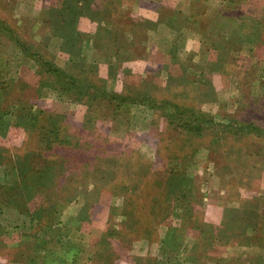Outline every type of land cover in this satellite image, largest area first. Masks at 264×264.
<instances>
[{"label":"rangeland","instance_id":"374dc122","mask_svg":"<svg viewBox=\"0 0 264 264\" xmlns=\"http://www.w3.org/2000/svg\"><path fill=\"white\" fill-rule=\"evenodd\" d=\"M190 1V16L166 10L174 26L191 22L185 33L172 31L176 50L153 52L142 61L129 48L126 35L131 34L113 31L121 21L129 31H140L135 43L151 44L153 35L140 36L151 23L148 18L116 11L117 4L125 7L129 0H0V18L14 26L35 55L13 43L2 47L0 40V69L14 83L8 92L50 113L70 140L45 153L58 172L52 187L26 200L14 189L10 202H30L32 208L55 203L61 223L70 216L85 217L80 229L67 236L80 246L76 264H98V251L104 258L111 254L112 264H157L167 256L181 264H210V258L230 252L234 244L235 236H227L226 229L242 230L240 221L256 211L258 222L264 219L263 138L227 134L219 139L212 130L188 133L140 104H124L127 109L117 113L115 101L99 100L93 89L134 97L150 83L161 91L159 97L264 126V0ZM101 12L113 14L104 32ZM199 29L206 31L205 46L199 53L191 50L193 44L191 52L181 51L185 34L197 36ZM225 39L231 40L228 46ZM100 49L108 53L105 66L99 64ZM35 58L50 62L62 75L44 71L47 64L38 74ZM70 76L83 89L78 96L70 92ZM26 131L14 124L0 135L8 162L0 165L1 199V186L16 184L14 157L32 149ZM0 219L10 231H30L16 211H5ZM7 244L0 241V246ZM193 245L196 251L187 255ZM4 249L0 263L6 260Z\"/></svg>","mask_w":264,"mask_h":264},{"label":"trees","instance_id":"16d2710c","mask_svg":"<svg viewBox=\"0 0 264 264\" xmlns=\"http://www.w3.org/2000/svg\"><path fill=\"white\" fill-rule=\"evenodd\" d=\"M0 36L5 37L4 39H0L2 41V47L6 45L9 48L13 43L17 45L23 53L31 57L35 56L34 52H28L30 43L25 40L21 41L15 32L14 26L8 24V22L1 18ZM224 42L228 46L231 40L225 39ZM35 59L40 65V67L37 68L38 74L41 73L43 64H47L48 67L45 68L44 71L62 75L61 70L54 68L50 62L45 61V63H43L38 58ZM1 63L3 64L4 62ZM4 64L9 65V61L5 59ZM4 74V70L0 69V135L5 136L8 127L15 124L16 126L23 125L27 130V135L33 139L28 140L29 137L26 136L28 137L26 138L28 140H26L27 145H29V142H32V149H29L22 157L18 155L17 157L15 156L14 159L16 161L11 163L13 166L11 168L15 170L17 175L15 178L16 184L8 188L6 186H1L3 188L1 190L3 198L1 199L0 197V214L8 210L16 211L24 217L22 225L25 223L28 224V229L30 230L20 234L22 241L17 244L16 254H14L15 257L13 258L21 260L24 264H74L78 258L80 246L67 236L70 231L80 229L77 225L80 221L86 220L85 217L74 215L68 217L66 221L61 223L56 215L58 214V210H56L55 203L49 206H42L41 204H43V202L32 208L31 204H29L30 202H10V192L14 189L19 190L22 194L21 199L26 200L30 196H34V194L41 193L43 189L52 187L51 184L54 182L58 172L55 161L48 160L45 153L55 148L56 145L68 144L70 140H68V137L63 138L59 124L54 121L50 113L28 104V102L19 99V96L16 97L14 95L16 98H11V93L8 92V89H11L14 83L11 84L13 82L12 79L6 81L3 77ZM70 77H72L71 86L73 87L70 88V92L72 91L71 93L78 96L83 92V89L81 90V86H78V80L75 76ZM151 86L152 84L150 83L145 85L141 90L133 94L134 97L131 95H119L116 92L99 90L95 87L93 89L98 93L96 97H98L99 100L103 101L109 99L115 101L116 106L113 109L115 112L121 108L127 109L124 104H140L154 111L159 118L165 119L167 125L176 126L178 129H182L188 133L201 135L212 130L219 139L227 134L240 137L253 134L255 137L264 139V126H259L250 120L243 121L241 119H234L232 116L227 118L218 114H210L208 112L196 110L194 107H187L186 105L178 103L172 96H157L156 92L161 91ZM5 152H7V150L0 147V165L8 163L3 161ZM5 159H7V157ZM33 161L39 162L40 165H35ZM191 212L192 211H190V213ZM258 212L259 211H256L248 220L240 221L244 227L242 230L239 228L236 230L237 227H229L226 229V233L228 231L227 236H231L232 238L242 235L248 230L252 233L250 236L252 241H257L258 244L264 246V239L261 238L264 233V219L258 222L259 215L256 214ZM5 227L6 225L0 223L1 235L7 232L6 229H4ZM181 229H179V233ZM174 231L175 229H172L171 233H174ZM177 231L178 230H176L175 233H177ZM179 238L181 237L179 236ZM229 239L230 238H226L223 239V241L227 242ZM56 254H61V256L57 258L54 256ZM110 256L111 254L107 258H104L102 257V251H98L96 253V259L99 261L98 264H112ZM194 258L196 257H193V259ZM157 264L181 263L167 256L161 262H157Z\"/></svg>","mask_w":264,"mask_h":264},{"label":"crops","instance_id":"0c3cea01","mask_svg":"<svg viewBox=\"0 0 264 264\" xmlns=\"http://www.w3.org/2000/svg\"><path fill=\"white\" fill-rule=\"evenodd\" d=\"M129 2L131 3L128 6H126V3L124 4L125 7H122L120 6V4H117L116 11L117 12L123 11L120 13H125L124 12L125 10L129 15V16L127 15V17L131 16L130 18H133L134 16L139 18L141 17L148 18L147 22L148 20H150L151 23L150 22L146 23V25L143 27L142 34L140 36L147 38V35L149 33V36L153 35V37L150 38L152 42L151 44L147 43L146 41L143 43H135L133 37L138 35L140 31L136 32L132 29L129 31L128 26L120 24L121 21L120 23H117L118 24L117 26L116 24L114 25L113 31L116 32L114 34L115 35L123 34V33L126 34L129 32L131 35H126V38L129 40V48H132L133 54L136 55V57L142 61L149 59L153 52L160 51L161 54L163 55H169L173 53V51L176 50V48L172 44H175L176 42L175 43L171 42V40L173 39L172 31L177 33L179 32L185 33V31L190 29L188 24L191 22L187 21V23H185V26L181 24L179 26H174L171 23V20L165 17L167 15L166 10L173 9L177 14L190 16L191 14H193L192 2L190 0H173V1L172 0H129ZM180 2L183 4V7L180 5ZM153 6L155 11L153 9ZM100 15H101V20L103 21V23H101V27H102L101 31L104 32L108 30V22L109 19L113 18V14L112 12H108V14L107 13L102 14L101 12ZM116 19L118 20L119 18L117 17ZM183 28H185L186 30H184ZM160 31H163V33H161ZM205 33L206 31H201L199 29L197 31L198 34L197 36L196 35L190 36L188 35V33L185 34L184 36L185 39L181 51L185 50L187 53L191 52L189 48V44H193V46L196 48H191V50L193 49L196 53H199L202 47L205 46V42H207L205 39ZM102 40L109 41V39L107 38L104 39L99 38L100 43L102 42ZM99 55L101 56V58L99 59V64L105 66L106 63L109 61L107 57L108 55L107 51L105 50L102 51L100 49ZM31 73L33 72L31 71ZM0 223L6 225L1 221V219H0ZM4 229H6L7 232L5 231L6 233H4L3 235L0 234V241H2L3 244L4 242L8 244H7V248L5 246H0V249L4 247L5 248L4 250H6V253L8 255L2 254L3 256L4 255L6 256V260H4L5 262L0 264H24L21 260H17L16 258L14 259L13 257H15L14 254H16L15 252L17 250L16 247L17 244L22 241V239L20 238V234L25 233L27 231L21 230V232H19V230L16 231L11 230L14 231L11 232L10 230H8L7 226ZM251 235L252 233H250V231L247 230V232H245L244 234L235 236V238H233L234 244L232 245L230 252H228L227 250V252L224 253V255H217L216 259L210 258L211 260L209 261L211 262L208 261V263L215 264L219 262V264H222L221 261H225L223 264H264V256L262 255L261 252L264 250V246L258 244L257 241H252L250 237ZM9 240H11V243H9ZM189 248L190 250L185 251L187 255H191L194 253V251H196L194 250V245L190 246ZM186 249L187 248H185V250ZM234 249L238 251V253L232 255V251ZM54 256L59 258L61 255L56 254ZM78 257L82 258V253L79 252ZM197 260L198 259H195L194 261L199 263V261ZM83 263H86V261Z\"/></svg>","mask_w":264,"mask_h":264}]
</instances>
